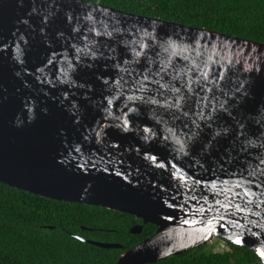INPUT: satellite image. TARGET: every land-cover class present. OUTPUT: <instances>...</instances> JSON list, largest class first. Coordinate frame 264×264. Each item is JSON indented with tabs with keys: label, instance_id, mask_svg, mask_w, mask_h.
Instances as JSON below:
<instances>
[{
	"label": "water",
	"instance_id": "1",
	"mask_svg": "<svg viewBox=\"0 0 264 264\" xmlns=\"http://www.w3.org/2000/svg\"><path fill=\"white\" fill-rule=\"evenodd\" d=\"M0 182L154 224L117 264L213 238L264 264V44L84 0H0Z\"/></svg>",
	"mask_w": 264,
	"mask_h": 264
},
{
	"label": "trees",
	"instance_id": "2",
	"mask_svg": "<svg viewBox=\"0 0 264 264\" xmlns=\"http://www.w3.org/2000/svg\"><path fill=\"white\" fill-rule=\"evenodd\" d=\"M84 1L264 44V0ZM135 225H142L139 234L130 232ZM156 229L128 213L52 200L0 182V264H117ZM78 236L122 247H98ZM219 240L227 250L207 243L151 264H263L251 249Z\"/></svg>",
	"mask_w": 264,
	"mask_h": 264
},
{
	"label": "rangeland",
	"instance_id": "3",
	"mask_svg": "<svg viewBox=\"0 0 264 264\" xmlns=\"http://www.w3.org/2000/svg\"><path fill=\"white\" fill-rule=\"evenodd\" d=\"M211 246H213L215 251H223L227 250L228 247L224 242L219 240V238H213L210 242H208Z\"/></svg>",
	"mask_w": 264,
	"mask_h": 264
},
{
	"label": "snow or ice",
	"instance_id": "4",
	"mask_svg": "<svg viewBox=\"0 0 264 264\" xmlns=\"http://www.w3.org/2000/svg\"><path fill=\"white\" fill-rule=\"evenodd\" d=\"M43 23L46 25V24H47V20H46V19H44V20H43Z\"/></svg>",
	"mask_w": 264,
	"mask_h": 264
},
{
	"label": "bare ground",
	"instance_id": "5",
	"mask_svg": "<svg viewBox=\"0 0 264 264\" xmlns=\"http://www.w3.org/2000/svg\"><path fill=\"white\" fill-rule=\"evenodd\" d=\"M263 256H264V254H263Z\"/></svg>",
	"mask_w": 264,
	"mask_h": 264
}]
</instances>
